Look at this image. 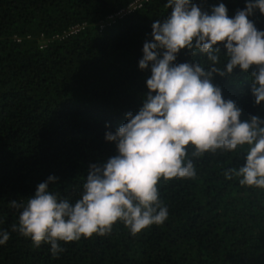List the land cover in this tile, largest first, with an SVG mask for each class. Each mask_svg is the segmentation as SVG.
<instances>
[{"label": "trees", "instance_id": "obj_1", "mask_svg": "<svg viewBox=\"0 0 264 264\" xmlns=\"http://www.w3.org/2000/svg\"><path fill=\"white\" fill-rule=\"evenodd\" d=\"M132 0H0V231L10 238L0 245V264H264V189L242 186L241 177L226 179L229 169L246 163L247 146L188 158L194 179L158 184L168 209L161 225L133 235L122 222L110 234L34 247L30 238L13 232L20 210L49 176V191L74 204L82 197L90 165L100 166L117 155L105 139L138 113L148 94L150 67L140 70L143 45L151 42L152 24L171 9L167 0H149L133 14L100 32L97 24ZM247 0H190L204 12L223 3L233 18ZM249 19L264 31L258 10ZM86 28L64 40L41 39L61 34L76 24ZM14 36L21 37L16 43ZM29 36V39L27 37ZM45 42V43H44ZM42 45L45 47L40 48ZM220 63L227 57L222 44ZM211 67L206 55L182 50L174 64ZM238 67L211 82L241 110V122L264 120V101L251 94V73ZM154 95V94H153Z\"/></svg>", "mask_w": 264, "mask_h": 264}, {"label": "clouds", "instance_id": "obj_2", "mask_svg": "<svg viewBox=\"0 0 264 264\" xmlns=\"http://www.w3.org/2000/svg\"><path fill=\"white\" fill-rule=\"evenodd\" d=\"M170 15L152 24L151 42L143 45L140 70L150 67L146 81L148 94L143 106L127 123L105 139L114 142L117 155L100 166H89L82 197L74 204L49 191L56 177L40 183L26 205L10 201L20 210L19 223L12 231L30 238L34 247L50 245L54 258L65 244L103 237L122 222L136 235L168 218V209L159 198L158 184L175 179H194L196 169L188 158L217 150L233 152L247 146L246 163L238 170L229 169L226 179L241 177L242 186L264 189V120L251 116L241 122V110L225 100L222 90L211 82L213 76L232 74L237 67L251 76V94L259 105L264 101V31L249 19L256 10L264 15V0H247L245 8L233 18L223 3L211 14L190 0H167ZM226 49L227 62L221 70L220 49ZM206 55L211 67L201 64H174L177 54ZM154 94V95H153ZM10 238L0 231V245Z\"/></svg>", "mask_w": 264, "mask_h": 264}, {"label": "built area", "instance_id": "obj_3", "mask_svg": "<svg viewBox=\"0 0 264 264\" xmlns=\"http://www.w3.org/2000/svg\"><path fill=\"white\" fill-rule=\"evenodd\" d=\"M148 1L149 0H132V1H130L127 5H125L124 7H122L118 11H116L115 13H113V14L105 17L103 20H101L97 24L98 30L100 32H102V31L112 27L119 20H121V19L125 18L126 16H129V15L133 14L134 12H136L137 10L141 9L143 7V5L145 3H147ZM85 28H86L85 23L76 24V25L69 27L67 30L63 31L61 34L54 35L51 38H47V39H45L43 36H41V39H44L45 42L55 41V40L61 41L67 37H70L72 35L77 34L78 32L82 31ZM27 39H29V36L27 37ZM13 40L16 43H20L22 41L21 37H18V36H14ZM43 47H45V46L42 45L40 48H43Z\"/></svg>", "mask_w": 264, "mask_h": 264}]
</instances>
